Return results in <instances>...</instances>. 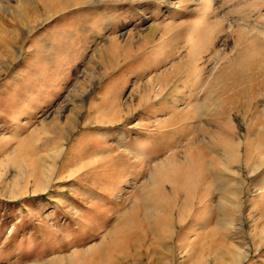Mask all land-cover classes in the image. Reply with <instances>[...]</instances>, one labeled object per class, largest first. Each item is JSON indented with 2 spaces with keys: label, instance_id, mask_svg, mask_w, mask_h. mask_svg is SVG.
I'll use <instances>...</instances> for the list:
<instances>
[{
  "label": "rangeland",
  "instance_id": "obj_1",
  "mask_svg": "<svg viewBox=\"0 0 264 264\" xmlns=\"http://www.w3.org/2000/svg\"><path fill=\"white\" fill-rule=\"evenodd\" d=\"M174 153L200 191L124 248ZM106 263L264 264V0H0V264Z\"/></svg>",
  "mask_w": 264,
  "mask_h": 264
},
{
  "label": "bare ground",
  "instance_id": "obj_2",
  "mask_svg": "<svg viewBox=\"0 0 264 264\" xmlns=\"http://www.w3.org/2000/svg\"><path fill=\"white\" fill-rule=\"evenodd\" d=\"M192 141H193V139H192ZM249 150H254V149L249 148ZM254 151L258 152V150H254ZM193 152L196 153L195 151H193ZM177 156L178 155L176 153H174L172 155L171 159L168 162L166 161V163H164V164L156 165L154 168L152 167L153 168L152 173H151L152 184H151L150 187H146L145 186V188H143L142 192L143 193H148L149 195L156 194V195H160V197L162 196L161 199L164 200V203H162V204H164V205H162L161 203H151V202L147 203L146 200L143 199L142 203H140V204L138 203L137 205L134 206V208H132V211L129 214H127V216H125V219H124V223L125 224L123 225V223H122L123 226L121 225L122 228H120V231H119L120 233L122 232V235H123L122 236L123 239H124L123 241L125 242L124 245H123L124 248L127 245H129V247L130 246L131 247L132 246H136V245L139 248L144 247L143 245H144V243H146V241H147L146 240V236H148V235H152L151 238H153V240H152L151 243H153V244H163V242L168 241L169 239H171V236H169L170 234L168 233L169 230H170L169 222H166L165 220H163L161 218L160 219H156L153 222V220H150L151 215L147 214L148 219H147L146 222H148V221L149 222H148V226H147L148 227V231L145 232V229H144V231H142V229L140 230V228H141L140 227V222H141L140 220L142 218V215H144V212H148V211L163 212L167 216V214H170L171 211L173 210V205L176 203V199H178L180 195H185L186 198H189L190 197L189 193H191V191L193 193H195L196 191L199 190V186L202 185V180L196 178L197 173L199 171H201V167L204 165L202 163V161L199 159L200 157H198V156H197L198 158H195L193 156L187 157L183 162H181V161L178 160ZM249 156H251V155H249ZM229 157H230V154H229ZM155 158H156L155 154L154 155L152 154V155L144 156V162L145 163H149V162L153 161ZM245 159H248V158H245ZM249 162H251V161H249ZM260 166L261 165H259V164H255V165H253V168L256 171V170H258L260 168ZM39 168L41 170L40 174L41 175L43 174V176H44L45 175V173H44L45 171H43V169H41V167H39ZM215 168H217V167H215ZM217 169H219V168H217ZM149 176H150V174H149ZM20 177H22V176H20ZM29 177H31V176H29ZM206 187H205V189H206ZM207 189H209V188H207ZM202 192H204V191H202ZM202 192H200V193H202ZM200 193L198 195H200ZM191 195H193V194H191ZM190 198H189V200H190ZM191 203H193V201ZM190 206H191V204H190ZM169 221H171V220H169ZM153 232H155L156 238L153 236ZM119 236H121V235H119ZM161 240H163V241H161ZM121 242H122V240H121ZM167 247H168V245H167ZM110 249H111V251H115L114 250L115 247L113 245H111ZM167 250L172 255L173 250L171 249V246H169V248ZM106 253H108V252H106Z\"/></svg>",
  "mask_w": 264,
  "mask_h": 264
}]
</instances>
